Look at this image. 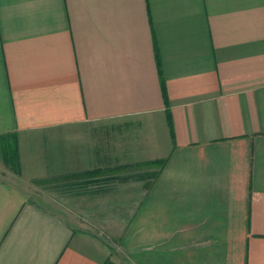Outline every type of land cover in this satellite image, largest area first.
Instances as JSON below:
<instances>
[{"label":"crops","instance_id":"0c3cea01","mask_svg":"<svg viewBox=\"0 0 264 264\" xmlns=\"http://www.w3.org/2000/svg\"><path fill=\"white\" fill-rule=\"evenodd\" d=\"M108 262L264 264V0H0V264Z\"/></svg>","mask_w":264,"mask_h":264},{"label":"rangeland","instance_id":"374dc122","mask_svg":"<svg viewBox=\"0 0 264 264\" xmlns=\"http://www.w3.org/2000/svg\"><path fill=\"white\" fill-rule=\"evenodd\" d=\"M57 194V193H56ZM58 195V194H57ZM52 203V205H54V206H56L57 208H59V204H63V206H64V202L61 200V201H56V202H52V201H48V203ZM68 203V202H67ZM66 203V204H67ZM72 206H73V202H72ZM71 213H72V211H71ZM87 213V212H86ZM68 215H67V219L68 220H70V221H73V220H75V221H81V222H83L84 224H86V226L88 227V228H90V229H95L96 228V226H95V224L93 223V222H96V221H98L99 223H102V222H107L108 221V219L107 218H102V219H100V218H93V217H90V216H74L73 214H71L70 215V213L68 212L67 213ZM97 219V220H96ZM112 222L114 221V220H111ZM99 234L100 235H102V233H100L99 232ZM106 237H108L109 238V240H113L112 238H113V236H114V239L116 240V238L120 235L119 233H103Z\"/></svg>","mask_w":264,"mask_h":264},{"label":"trees","instance_id":"16d2710c","mask_svg":"<svg viewBox=\"0 0 264 264\" xmlns=\"http://www.w3.org/2000/svg\"><path fill=\"white\" fill-rule=\"evenodd\" d=\"M106 264H111L110 262L106 263Z\"/></svg>","mask_w":264,"mask_h":264}]
</instances>
